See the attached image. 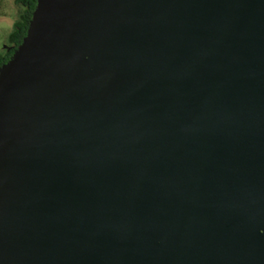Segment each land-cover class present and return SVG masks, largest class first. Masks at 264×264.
Masks as SVG:
<instances>
[{
    "label": "water",
    "instance_id": "water-1",
    "mask_svg": "<svg viewBox=\"0 0 264 264\" xmlns=\"http://www.w3.org/2000/svg\"><path fill=\"white\" fill-rule=\"evenodd\" d=\"M0 264H264V0H36Z\"/></svg>",
    "mask_w": 264,
    "mask_h": 264
},
{
    "label": "rangeland",
    "instance_id": "rangeland-1",
    "mask_svg": "<svg viewBox=\"0 0 264 264\" xmlns=\"http://www.w3.org/2000/svg\"><path fill=\"white\" fill-rule=\"evenodd\" d=\"M20 10L15 0H0V55L5 54V45H9L10 34L19 19Z\"/></svg>",
    "mask_w": 264,
    "mask_h": 264
},
{
    "label": "trees",
    "instance_id": "trees-1",
    "mask_svg": "<svg viewBox=\"0 0 264 264\" xmlns=\"http://www.w3.org/2000/svg\"><path fill=\"white\" fill-rule=\"evenodd\" d=\"M15 3L21 7V10L19 11V19L10 34L9 44L12 43L17 46L25 35L36 0H15ZM12 51L13 49H10L4 55H0V67L11 57Z\"/></svg>",
    "mask_w": 264,
    "mask_h": 264
},
{
    "label": "flooded vegetation",
    "instance_id": "flooded-vegetation-1",
    "mask_svg": "<svg viewBox=\"0 0 264 264\" xmlns=\"http://www.w3.org/2000/svg\"><path fill=\"white\" fill-rule=\"evenodd\" d=\"M15 47H16V45L15 44H12V43H10L9 45H5V48H4V53L5 52H8L10 49H15ZM12 53H13V51H12ZM12 55V54H11Z\"/></svg>",
    "mask_w": 264,
    "mask_h": 264
}]
</instances>
